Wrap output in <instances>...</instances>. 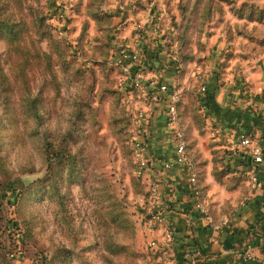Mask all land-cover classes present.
I'll list each match as a JSON object with an SVG mask.
<instances>
[{
	"label": "rangeland",
	"instance_id": "1",
	"mask_svg": "<svg viewBox=\"0 0 264 264\" xmlns=\"http://www.w3.org/2000/svg\"><path fill=\"white\" fill-rule=\"evenodd\" d=\"M136 24L149 33L159 26L155 72L178 92L186 156L202 166L200 178L245 191L240 170L213 140L210 124L224 116L209 117L202 100L215 69L217 88L237 84L241 104L256 105L264 0H0V150L44 128L46 161L42 173L17 175L0 155V264H154L149 183L136 175L131 146L136 125L144 128L151 115L134 121L141 98L119 56L121 46L139 42Z\"/></svg>",
	"mask_w": 264,
	"mask_h": 264
},
{
	"label": "crops",
	"instance_id": "2",
	"mask_svg": "<svg viewBox=\"0 0 264 264\" xmlns=\"http://www.w3.org/2000/svg\"><path fill=\"white\" fill-rule=\"evenodd\" d=\"M144 43L146 66L154 71L161 70L160 39L147 32ZM207 63L211 66L210 70L215 67L211 61L207 60ZM222 79L225 80V77L222 76ZM226 80L233 83L230 73ZM236 80L239 81L238 78ZM218 82L221 79L214 69V74H209L204 85L202 100V106L209 117L214 119L216 110L224 116L221 120L223 124H210L214 129L218 126L222 128L221 136L212 134L213 140L219 141L217 147L227 150L230 160L240 170V175L247 166L250 167L251 156L240 148L238 138L241 134H249L253 140L259 141L263 147V160L258 165L259 182L251 186L243 177L247 186L245 185V191L241 195L240 191L231 192L213 185L209 176L202 180V166L195 165L200 199L206 202L207 214L213 221L222 224L219 232L213 234L202 212L195 207L196 198L188 180V165L176 164L171 169L163 167L165 162L173 161L174 148L170 143L171 133L167 131L163 121L164 106L162 103L155 105L150 124H146V149L150 161L144 177L148 179L149 190L153 189L157 193L159 207L173 230L175 244L170 264H264V243L261 239L264 230V78L259 84L261 91H255L261 92L257 106L255 103L253 106L241 104L237 84H233V89L228 92L222 87L217 88ZM252 109L258 112L251 111ZM247 112L249 119L246 120L243 113ZM209 167V164L206 165L207 170ZM145 227L153 238L160 237L159 230L149 229L146 222ZM246 253L252 259L244 261L243 255ZM155 255L156 258L152 260L154 264H168L167 254L162 248Z\"/></svg>",
	"mask_w": 264,
	"mask_h": 264
},
{
	"label": "built area",
	"instance_id": "3",
	"mask_svg": "<svg viewBox=\"0 0 264 264\" xmlns=\"http://www.w3.org/2000/svg\"><path fill=\"white\" fill-rule=\"evenodd\" d=\"M145 24H136V39L138 43H132L130 46H121L119 50V56L121 62L124 61V70L126 71V77L130 82L132 90L139 92L141 103L138 109V114L134 117V121L139 122L140 117L150 116L153 113L154 107L157 104H163L164 108V123L165 128L170 135V143L174 148L173 161H167L163 164L165 169H171L176 164H186L190 169L189 182L191 184V190L196 198L195 207L198 208L207 223L209 230L215 234L219 232L222 227L221 223H216L207 214L205 203L200 199V192L196 186V173L194 167L189 162L186 156V138L181 125L179 124L178 113V99L179 95L175 86L163 83L159 80L157 72L153 68L146 66L145 50H144V38L148 32L144 28ZM152 36L159 34L160 29L158 25H152V29H149ZM155 37V36H154ZM142 40V42H141ZM142 43V44H141ZM151 74L147 76V74ZM133 121V122H134ZM147 126L140 129L136 125L135 133L131 138L132 156L136 162V175L139 178H143L148 170V163L150 158L147 155ZM214 133L220 135L222 130L219 128L214 129ZM238 145L242 150L248 152L251 156L250 167L248 166L243 170L241 176L244 177L251 186L258 184V165L263 160V147L259 141L253 140L249 134H241L238 138ZM248 168V169H247ZM150 196L147 203V220L146 225L149 229L159 230V238H149L147 241V248L150 257L160 251L161 248L167 254V261L170 264L173 257V247L175 244V238L173 230L171 228L169 220L164 216L163 210L159 207L157 193L152 189L150 190ZM262 242L264 243V230L261 235ZM211 240H214L211 238ZM13 254H10L12 257ZM153 258V257H152ZM154 259V258H153ZM252 259L249 253L243 255V260ZM36 261V260H35ZM16 264H24L20 259H17ZM161 263V262H160ZM34 264V263H33ZM37 264V263H35Z\"/></svg>",
	"mask_w": 264,
	"mask_h": 264
},
{
	"label": "clouds",
	"instance_id": "4",
	"mask_svg": "<svg viewBox=\"0 0 264 264\" xmlns=\"http://www.w3.org/2000/svg\"><path fill=\"white\" fill-rule=\"evenodd\" d=\"M32 127H36L35 124ZM50 127V126H45ZM31 130V129H29ZM44 128H41L39 131L41 136L39 138H28L27 136L23 137L22 140L16 143L14 146L9 144L5 146L4 150H0V155L6 156L7 167L9 171L14 174H20L22 170H27L29 168H35L37 172L42 173L46 168V161L44 159L43 149L41 147L42 137L44 133ZM11 147L10 154L7 153V148ZM92 238L80 241V245L75 246L71 243L65 241L66 246L68 247H77L79 250L80 246L84 244L91 243ZM59 241L53 239V244H58ZM89 259L91 257H88ZM78 264H83V262H78ZM97 264H102L101 261H97Z\"/></svg>",
	"mask_w": 264,
	"mask_h": 264
},
{
	"label": "trees",
	"instance_id": "5",
	"mask_svg": "<svg viewBox=\"0 0 264 264\" xmlns=\"http://www.w3.org/2000/svg\"><path fill=\"white\" fill-rule=\"evenodd\" d=\"M186 150H187V146H186ZM191 163V165H193L192 164V162H190ZM193 167H194V169H195V171H196V167L193 165ZM198 173V172H197ZM196 180H197V178H196ZM10 185V184H9ZM196 186L198 187V185H197V181H196ZM198 189H199V187H198Z\"/></svg>",
	"mask_w": 264,
	"mask_h": 264
}]
</instances>
